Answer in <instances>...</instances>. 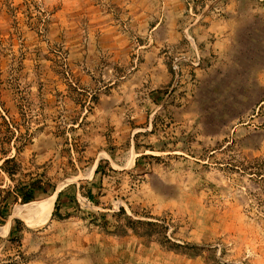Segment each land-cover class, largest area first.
I'll return each mask as SVG.
<instances>
[{
  "label": "rangeland",
  "instance_id": "obj_1",
  "mask_svg": "<svg viewBox=\"0 0 264 264\" xmlns=\"http://www.w3.org/2000/svg\"><path fill=\"white\" fill-rule=\"evenodd\" d=\"M122 3L0 0V264H264V21L212 76L196 42V61L166 48L169 78L142 85Z\"/></svg>",
  "mask_w": 264,
  "mask_h": 264
},
{
  "label": "crops",
  "instance_id": "obj_2",
  "mask_svg": "<svg viewBox=\"0 0 264 264\" xmlns=\"http://www.w3.org/2000/svg\"><path fill=\"white\" fill-rule=\"evenodd\" d=\"M126 2L131 1L123 0L121 5L125 28H128L125 32L127 31L130 39L137 42L135 44L142 54L138 66L139 81L142 85H157L163 79L169 78L166 48H173L174 52L183 49L189 59L196 61L193 51L196 42L202 47L200 60L204 67L200 71L208 77L212 76L216 71L223 69L227 62L233 60L232 46L236 37L242 34L246 22L253 21L258 27L264 21V14H260L259 9L254 8L249 9V12L206 15L197 19H192L190 15L184 13L154 18L134 1L132 4ZM185 24H189L190 35H185L181 30ZM155 113L137 110L132 111L130 115L147 118Z\"/></svg>",
  "mask_w": 264,
  "mask_h": 264
},
{
  "label": "trees",
  "instance_id": "obj_3",
  "mask_svg": "<svg viewBox=\"0 0 264 264\" xmlns=\"http://www.w3.org/2000/svg\"><path fill=\"white\" fill-rule=\"evenodd\" d=\"M28 189V190H27ZM35 192V188L27 186L24 190H20L19 195L23 198L25 201H31L33 199Z\"/></svg>",
  "mask_w": 264,
  "mask_h": 264
}]
</instances>
